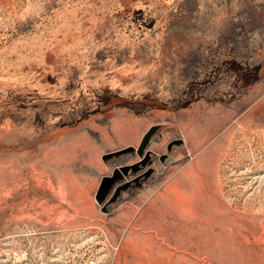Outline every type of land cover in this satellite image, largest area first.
Listing matches in <instances>:
<instances>
[{
  "label": "rangeland",
  "instance_id": "1",
  "mask_svg": "<svg viewBox=\"0 0 264 264\" xmlns=\"http://www.w3.org/2000/svg\"><path fill=\"white\" fill-rule=\"evenodd\" d=\"M0 264H264V0H0Z\"/></svg>",
  "mask_w": 264,
  "mask_h": 264
},
{
  "label": "water",
  "instance_id": "2",
  "mask_svg": "<svg viewBox=\"0 0 264 264\" xmlns=\"http://www.w3.org/2000/svg\"><path fill=\"white\" fill-rule=\"evenodd\" d=\"M146 139H147V135H145V136L143 137L142 144L145 142Z\"/></svg>",
  "mask_w": 264,
  "mask_h": 264
}]
</instances>
